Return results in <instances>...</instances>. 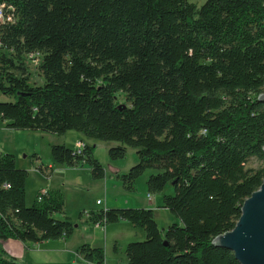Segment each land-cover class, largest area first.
<instances>
[{"label":"trees","instance_id":"1","mask_svg":"<svg viewBox=\"0 0 264 264\" xmlns=\"http://www.w3.org/2000/svg\"><path fill=\"white\" fill-rule=\"evenodd\" d=\"M195 1L0 0L14 17L0 25V97L14 100L0 101V122L116 143L112 161L135 149L124 187L133 191L155 171L149 193L181 222L161 231L150 209L88 212V224L127 221L145 231L128 244L127 264H240L213 240L235 228L264 180V0ZM34 57L39 85L27 64ZM95 151L54 145L51 154L100 181L106 170ZM37 170L53 172L43 163ZM28 179L15 155L0 153V264H19L3 249L8 240L41 245L75 233L60 190L38 192L27 206ZM169 185L174 195L165 194ZM78 254L106 264L103 248L84 244Z\"/></svg>","mask_w":264,"mask_h":264},{"label":"crops","instance_id":"2","mask_svg":"<svg viewBox=\"0 0 264 264\" xmlns=\"http://www.w3.org/2000/svg\"><path fill=\"white\" fill-rule=\"evenodd\" d=\"M0 129H5V123L0 122ZM76 142L78 143V146L76 147L77 149L72 148L74 150L81 149V146H84L83 144H90V141L85 138L82 140L76 138L74 139V143ZM94 147L97 148V143ZM15 157L17 167L25 169V164L20 166L18 164L19 157ZM125 159L112 161L109 157L107 163L103 164L106 170L105 179L94 181L91 178L90 168L88 166L85 165L79 168H68L55 164L53 158H51L47 164L48 168L53 172L48 178L40 174L37 168H33V170L26 168L29 172V179L27 180L26 187L33 174L39 179L40 183V186H37L40 188H38L36 194L48 190H60L63 193L66 204V197L64 195L65 189L69 187L83 189L82 187L85 186L88 187V192L101 193L106 199L105 208H102L103 202L98 200L96 202V209L90 211L117 208L150 209L153 210L157 221L156 217L158 211L165 210V208H163L162 195L149 193L147 179L143 181V189L146 190V192H143L140 197H135V194L138 195L140 193L139 191L138 193L135 191L139 180L136 181L133 191L127 190L120 179L121 176L127 174L131 169V166L128 168L126 167ZM41 162L43 163L42 159ZM136 163H138V158L136 159ZM136 163L134 165H136ZM149 196H151V198ZM98 202L101 203L97 204ZM65 210L67 216L75 225V233L69 240L48 241L41 245H25L20 241L8 240L4 242L3 245L7 257L16 260L19 264H88L79 256L78 250L82 245L89 244L105 250L106 264H127V256H125L123 252L128 244L143 239L146 236L143 229L135 228L127 221H122L118 224L106 227H101L99 225L95 226L87 223L88 217L85 215V212L90 211L84 210L82 217L80 216V211L78 213V219L74 220V214L68 212L66 207ZM65 217L66 216H59V219H64ZM177 224H181V222H178ZM164 230L165 228H163L162 231ZM140 236L142 238H140ZM115 246H118L119 252H115ZM109 249H112V252L115 254H122V257H115L113 254L108 253Z\"/></svg>","mask_w":264,"mask_h":264},{"label":"rangeland","instance_id":"3","mask_svg":"<svg viewBox=\"0 0 264 264\" xmlns=\"http://www.w3.org/2000/svg\"><path fill=\"white\" fill-rule=\"evenodd\" d=\"M206 0L195 1L198 5H202ZM41 63V58L34 57L32 61H29L28 67L31 72V83L33 85H39L43 83V78L39 71V64ZM1 102H13L11 98L5 96L0 97ZM80 135V136H79ZM78 138L79 140L84 139V136L76 131H70L63 136L42 133V132H30V131H11L8 129H0V153L13 154L19 157L18 164L22 166L25 164V170H33L37 168L36 166L41 165V160L45 167H48L47 162L52 158L51 150L54 145H65L69 148L77 149V142L74 143V139ZM91 146H95L97 143V148L95 151V157L102 163L106 164L109 160V149L116 146V143L111 142H102L89 139ZM88 144V143H87ZM84 145V144H83ZM35 152V153H34ZM39 157V159L36 158ZM137 151L133 148H128V153L126 156V167L131 168L136 163ZM37 159V160H36ZM137 164V163H136ZM250 167L257 168L260 166L255 160H252L249 164ZM66 167V166H65ZM27 168V169H26ZM40 173V172H39ZM155 174V171H147L143 176H141L137 182L136 193L140 192L138 195L135 194V197H140L143 192L146 190L143 189V181L148 180L150 175ZM143 179V180H142ZM146 182V181H145ZM39 179L36 178L33 174L29 180L28 186L26 187V204L28 207L32 206L34 200L37 196V190L40 187ZM146 186V185H145ZM83 189H78L77 187H69L65 189L64 195L66 197V209L68 212H72L73 218L78 219V213L84 210L90 211L96 209V202L100 200L103 202L102 208L106 206L105 196L101 193L88 192V187L83 186ZM147 194V193H146ZM165 194L174 195L175 191L172 185L166 187ZM157 222L161 231L163 228H168L173 223H180L179 219L174 217L168 210H159L157 213ZM140 238H142L140 236ZM138 239V238H136ZM135 239V240H136ZM146 239V236L143 239L134 242H142ZM126 250V249H125ZM124 250L123 254L126 256V251ZM108 253L113 254V256L122 257V254H115L112 252V249L108 250Z\"/></svg>","mask_w":264,"mask_h":264},{"label":"water","instance_id":"4","mask_svg":"<svg viewBox=\"0 0 264 264\" xmlns=\"http://www.w3.org/2000/svg\"><path fill=\"white\" fill-rule=\"evenodd\" d=\"M259 101L264 102V94ZM213 245L233 252L240 264H264V180L245 200L235 228L215 237Z\"/></svg>","mask_w":264,"mask_h":264},{"label":"built area","instance_id":"5","mask_svg":"<svg viewBox=\"0 0 264 264\" xmlns=\"http://www.w3.org/2000/svg\"><path fill=\"white\" fill-rule=\"evenodd\" d=\"M13 21H14L13 15L12 14H7L5 12V6H1L0 7V25L3 24V23H6V22H13ZM1 46H2V44H1V40H0V49H1ZM79 146H81V145H79ZM81 147H83V146H81ZM149 197L151 198V196H149ZM100 203L101 202H98L97 204H100ZM85 215L87 217H89L88 212H85Z\"/></svg>","mask_w":264,"mask_h":264}]
</instances>
